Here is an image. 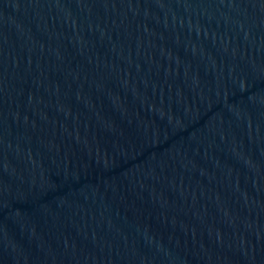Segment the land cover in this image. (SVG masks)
I'll return each mask as SVG.
<instances>
[{
    "label": "water",
    "instance_id": "1",
    "mask_svg": "<svg viewBox=\"0 0 264 264\" xmlns=\"http://www.w3.org/2000/svg\"><path fill=\"white\" fill-rule=\"evenodd\" d=\"M0 264H264V0H0Z\"/></svg>",
    "mask_w": 264,
    "mask_h": 264
}]
</instances>
